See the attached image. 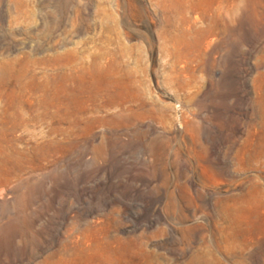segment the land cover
<instances>
[{
  "label": "rangeland",
  "instance_id": "obj_1",
  "mask_svg": "<svg viewBox=\"0 0 264 264\" xmlns=\"http://www.w3.org/2000/svg\"><path fill=\"white\" fill-rule=\"evenodd\" d=\"M0 264H264V0H0Z\"/></svg>",
  "mask_w": 264,
  "mask_h": 264
}]
</instances>
